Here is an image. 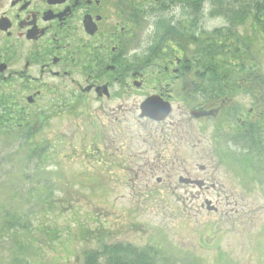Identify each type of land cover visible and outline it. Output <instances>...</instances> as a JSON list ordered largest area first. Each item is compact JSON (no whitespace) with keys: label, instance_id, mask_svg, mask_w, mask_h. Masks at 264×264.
<instances>
[{"label":"rangeland","instance_id":"obj_1","mask_svg":"<svg viewBox=\"0 0 264 264\" xmlns=\"http://www.w3.org/2000/svg\"><path fill=\"white\" fill-rule=\"evenodd\" d=\"M210 12L208 3L200 30L214 32L230 23L228 12ZM161 18L167 21L168 15ZM154 22L149 20L142 32L148 46L144 50L158 46ZM252 24L248 20L229 29L254 42V65L264 77V40L253 35ZM159 33L165 32L159 28ZM233 98L242 109L252 107L247 95ZM96 120L92 125L93 119L50 116L36 137L40 148H46L44 158L49 156L45 163L30 158L28 146L22 149L15 137L0 131V264H27L28 259V264H82L84 251L118 242L151 248L155 264H264V169L258 163L248 169L247 152L240 145L224 134L218 144L208 123L204 161L196 156L197 149L191 158L190 145L179 147L180 155H162L164 161L190 160L185 166L209 187L199 195L197 189L181 186L178 177L158 183L156 175H176L183 165L169 162L159 169L164 164L155 161L158 142H151L136 115L123 118L128 132L113 138L117 146H125L122 164L108 162L103 128L108 121L99 114ZM207 201L218 211L209 210ZM8 216L29 227L18 230L17 239L27 250H17L7 236L11 228H2Z\"/></svg>","mask_w":264,"mask_h":264},{"label":"flooded vegetation","instance_id":"obj_2","mask_svg":"<svg viewBox=\"0 0 264 264\" xmlns=\"http://www.w3.org/2000/svg\"><path fill=\"white\" fill-rule=\"evenodd\" d=\"M203 4L204 0H0V65L6 66L0 82L9 84L14 112L73 115L93 119L92 125L97 114L104 116L109 125H102L107 128V160L119 164L125 146H117L113 138L124 137L128 127L123 118L136 115L151 142H158L155 161L164 164L159 169L169 162L183 165L176 175H156L158 183L169 177L187 179L189 183L180 185L204 195L209 189L185 166L190 160L164 161L162 155H180L178 148L190 145L191 158L197 149L196 156L204 161V125L231 132L249 129L256 107L264 106V86L255 76L239 79L237 86L258 98L256 107L248 110L232 101L233 96L204 103L202 88L211 78L193 75L191 44L177 47V41L180 46L187 42L181 33L200 31L201 18L193 19L203 15ZM164 14L167 21L161 18ZM149 20L156 21V40L159 28L169 26L171 47L141 48L148 47L142 32ZM204 105L209 113L192 116L194 106ZM164 108L170 111L166 118L150 116ZM258 120L264 121V113Z\"/></svg>","mask_w":264,"mask_h":264},{"label":"trees","instance_id":"obj_3","mask_svg":"<svg viewBox=\"0 0 264 264\" xmlns=\"http://www.w3.org/2000/svg\"><path fill=\"white\" fill-rule=\"evenodd\" d=\"M238 2L242 4V8H238L237 13L235 6ZM245 2L248 1L204 0V5L209 3L212 7L211 13L213 12L214 15L228 12V15L232 18L226 20L231 24L246 23L250 20L259 25L264 32V0L256 1L257 15L255 16L249 14V4L244 6ZM169 35L170 31L167 28L160 38L166 39ZM261 36L264 37V34ZM182 38L189 41L184 46L191 44L192 51L194 49L192 60L194 65H198L200 76L208 75L220 78L215 83L218 82L223 86L230 85L231 87H235L241 78L260 76L257 64L254 65L252 62L250 47H255V45L248 36H240V34L237 35L232 32L231 29L222 28L212 33H185ZM204 68L207 70L205 73ZM224 88L219 89L218 93H225L227 87ZM3 96L5 98L0 96V125L2 131L7 133V136L16 133L22 135L28 133L29 130H25V128H31V121L28 120V122L22 115H16L12 107L9 106L11 105L9 96ZM261 113H264V106L257 109V115ZM234 141L236 143L241 142L242 149L247 152L245 159L249 164L248 169H254L251 166L254 163H258L264 169V122L256 121L252 123L249 129L239 128L236 131ZM33 152H38L37 148L33 149ZM35 157L40 158V155H35ZM154 258L155 255L151 251L140 250L130 244H102L98 251H91L85 255L84 264H155Z\"/></svg>","mask_w":264,"mask_h":264},{"label":"water","instance_id":"obj_4","mask_svg":"<svg viewBox=\"0 0 264 264\" xmlns=\"http://www.w3.org/2000/svg\"><path fill=\"white\" fill-rule=\"evenodd\" d=\"M208 205L210 206V203H208ZM210 209H212V208H210Z\"/></svg>","mask_w":264,"mask_h":264}]
</instances>
